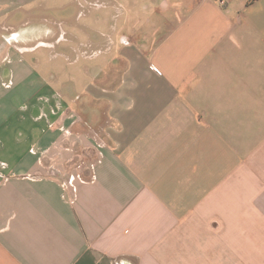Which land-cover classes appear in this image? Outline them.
Instances as JSON below:
<instances>
[{"label":"crops","instance_id":"obj_1","mask_svg":"<svg viewBox=\"0 0 264 264\" xmlns=\"http://www.w3.org/2000/svg\"><path fill=\"white\" fill-rule=\"evenodd\" d=\"M72 2L0 0V264H264V0L73 33L66 98L29 27Z\"/></svg>","mask_w":264,"mask_h":264},{"label":"rangeland","instance_id":"obj_2","mask_svg":"<svg viewBox=\"0 0 264 264\" xmlns=\"http://www.w3.org/2000/svg\"><path fill=\"white\" fill-rule=\"evenodd\" d=\"M71 1L73 2L61 9L35 11V17L30 18L31 25L29 27V29L35 28L38 24L41 28L42 24L52 26L45 21H41V18L44 17L49 18L52 16L57 22L58 26L53 27L58 32V36L53 40L55 46L40 48L38 54L43 61L41 66L42 76L48 80L53 79L56 83L59 82L60 85L57 86V89L65 94L66 98H68V92H66L68 91V84L72 77L76 76L75 70L87 64L82 59L78 65L72 66L69 61L62 59V57L56 58V53L59 52L71 55L73 33H77L78 38L82 41L88 37L93 44H101L106 42L105 34L109 32L110 27L118 25L124 34L137 33L144 37V35H148L154 30L156 23L160 24L163 17L169 18L175 4L181 2V0H65V2ZM167 7L169 9H166ZM162 8L165 10L161 11ZM158 10H160L159 14ZM83 15L86 16L82 18ZM147 22H151V24ZM123 29L125 30L123 31ZM32 57V55L27 56V61L34 63ZM98 61L101 62V59L92 64L98 66ZM81 81H83V78H81Z\"/></svg>","mask_w":264,"mask_h":264},{"label":"built area","instance_id":"obj_3","mask_svg":"<svg viewBox=\"0 0 264 264\" xmlns=\"http://www.w3.org/2000/svg\"><path fill=\"white\" fill-rule=\"evenodd\" d=\"M154 70H155L157 73H159V74H160V71H159L158 69L154 68Z\"/></svg>","mask_w":264,"mask_h":264}]
</instances>
